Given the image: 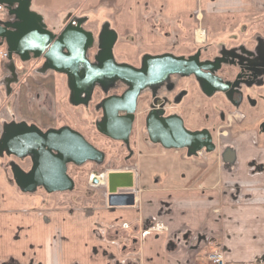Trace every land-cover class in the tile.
Instances as JSON below:
<instances>
[{"label": "crops", "instance_id": "crops-1", "mask_svg": "<svg viewBox=\"0 0 264 264\" xmlns=\"http://www.w3.org/2000/svg\"><path fill=\"white\" fill-rule=\"evenodd\" d=\"M54 1L28 0L32 23L40 32L58 37L70 26L67 43L78 51L85 32L91 42L87 49L99 54L109 47L114 62L118 48L129 53L140 49L141 63L147 56H175L170 50L180 46L185 33L192 34L193 44L202 43L196 41L195 33L207 16L264 10V0ZM4 14L8 17L2 11L0 19L5 22ZM76 26L81 31H75ZM32 29L13 30L15 55L0 58V146L8 127L18 124L41 132L69 127L81 134L79 127L57 124L56 77L68 87L66 98L73 108L89 105L80 101L82 94L74 95L66 72L52 69L50 60L37 54L44 37L39 34L41 40H33ZM1 41V49L6 51V38ZM12 62L17 64L15 71ZM260 79L264 73L255 79L254 94ZM109 86L103 90L105 94L97 90L93 101L106 95ZM253 97L251 105L258 110L263 101ZM263 122L259 128L238 132V139L219 144L204 156V162L216 165L213 178L209 163L203 164L202 176H198L196 164L188 156L160 159L156 167L161 176L154 184L141 180L136 168L123 169L133 172V187L119 191L134 194V204L125 206H108L107 193L99 205L55 207L42 193H48L42 186L24 192L15 182L13 169L17 166L29 172L30 156L3 150L0 264H208L207 255L212 251L231 264L264 260ZM163 161L171 164L168 170ZM189 163L192 168L184 169ZM57 192L65 191L52 193Z\"/></svg>", "mask_w": 264, "mask_h": 264}, {"label": "rangeland", "instance_id": "rangeland-1", "mask_svg": "<svg viewBox=\"0 0 264 264\" xmlns=\"http://www.w3.org/2000/svg\"><path fill=\"white\" fill-rule=\"evenodd\" d=\"M65 1L55 0L54 2L59 4ZM262 11L260 13L237 12L209 15L202 20V25L197 26L202 30L196 28L195 33L197 42L203 34H205V41L203 40L201 44H193L192 34L185 33L180 46L170 50L177 57L197 56L198 62H215L222 59L223 61L213 70V74L223 82L229 83L231 89L239 91L240 88L243 94L242 103L239 106L234 105L225 91L219 87L213 88L194 74L170 75L149 93H141L138 98L135 121L130 134L131 142L128 144L129 148L134 150L135 155L128 163L123 162L125 156L128 155L127 145L96 129V123L102 117L101 110L95 109L93 104L73 108L66 98L68 87H64L61 78L56 77L53 88L56 93V113L54 114L57 116V124L67 123L79 127L84 139L103 153V160L100 163L86 161L80 166L69 164L66 173L74 182L73 189L51 194L41 191L46 199H49L55 207L66 209L99 205L102 201L104 202L107 194V174L109 172L124 171L123 169L133 167L136 171H140L141 180L146 178L154 184L160 180L161 176L156 166H159L160 159L165 156L191 157L196 164L195 172L198 176H202L203 164L209 163L210 169L212 168L210 178H213L212 172L216 165L214 161L204 162V156H208L207 154L217 149L219 144H227L238 139V132L252 130L254 126L259 128V122L264 121V79L259 80L256 94L253 91L256 88L255 82L254 86L252 83L248 89L238 87V76L241 73L243 74L241 76L246 79L249 77V72L257 71L261 75L264 72V10ZM3 17L7 16L4 14ZM124 51L120 48L115 50V62L119 65L138 67L141 63L139 57L143 55L139 54L141 50L134 48L130 53L127 50V52ZM253 60L261 63L254 65L253 71L248 66L242 65L246 61ZM11 64L14 70L18 68L15 62ZM118 86L119 83L113 84L109 93H118L120 91ZM96 90L95 88L94 92ZM244 92L249 93L251 97ZM253 95L259 96L263 101L262 104L257 105L258 110H255V106L250 103V98L255 100ZM157 106L164 107L166 114L181 117L184 127L189 131L207 130L214 148L211 151L200 149L190 156L191 150L186 148H170L168 152L169 149L153 144L147 136L145 116L150 107ZM238 110L246 118H241ZM174 150L178 153L176 154ZM163 162H165L163 168L168 170L171 164L169 166V161ZM191 168L190 163L188 167L184 166L186 170ZM94 177L98 179V183L92 182Z\"/></svg>", "mask_w": 264, "mask_h": 264}, {"label": "water", "instance_id": "water-1", "mask_svg": "<svg viewBox=\"0 0 264 264\" xmlns=\"http://www.w3.org/2000/svg\"><path fill=\"white\" fill-rule=\"evenodd\" d=\"M0 1L6 5L5 12L15 17L14 22H6L4 26H0V38H6L11 51H16L12 46L13 43L15 44L16 32L12 30H24L25 27L27 29L34 28L29 33L31 38L35 41L41 40L38 36L43 33L40 32L41 28L37 24L32 23L34 15L29 11L28 0L18 9L12 8L13 3L9 0ZM69 28L70 26L58 37L51 34L43 35L42 48L37 54H44L50 60L52 69L67 73L70 78V89L74 95L79 96L82 94L81 91H84L86 95L84 103L89 100L91 87L96 82L101 83L106 77L112 83L115 80H121L129 86L121 96L109 97L102 103L103 118L96 123V129L112 139L126 141L134 120L135 105L140 91L147 85L163 82L169 74H194L213 88L219 87L225 91L234 105L240 104L242 98L240 91L230 90L229 83L223 82L211 72H205L218 67V62L209 67L210 63H199L197 56L188 58L171 55L147 56L142 62V67L135 68L116 64L112 59L110 48L106 47L100 55V63L97 66H91L84 59L85 49L91 44L90 37L83 32L86 38L82 40L83 45H81L80 51L73 49L74 47H71L69 43H63L71 32L67 30ZM74 30L81 31L77 26ZM63 48L67 49V53L63 52ZM70 57L73 58V61L68 59ZM80 84H82V90H80ZM119 111L124 112V115L120 116ZM158 113L163 112L162 110L159 112L153 110L147 120V132L152 142L159 141L166 149L186 148L194 152L202 148H206L207 151L213 149L211 136L207 130L188 131L180 117L157 118ZM3 150L7 154L21 153L20 157L30 156L32 166L29 172L25 173L17 166L13 169L15 182L24 192H31L37 186H42L48 193L57 190H71L74 184L66 173L68 163L81 165L86 161L100 163L103 160V153L100 150L69 127L41 132L37 128L28 127L25 124L9 126L1 141L0 153ZM92 180L93 183H98L97 178ZM132 187V171L109 172L107 174L108 206L134 204L132 192H119Z\"/></svg>", "mask_w": 264, "mask_h": 264}, {"label": "flooded vegetation", "instance_id": "flooded-vegetation-1", "mask_svg": "<svg viewBox=\"0 0 264 264\" xmlns=\"http://www.w3.org/2000/svg\"><path fill=\"white\" fill-rule=\"evenodd\" d=\"M9 1H11V3H13V7L12 8H15V9H18L20 6H22V5H25L26 3H27V1L26 0H9ZM6 6V5H5ZM1 12V11H0ZM3 12H5V9L3 10ZM15 21V17H14V15H8V17H7V21H3V20H1L0 19V26H4L5 25V23L6 22H14ZM11 29V28H10ZM202 30V29H201ZM13 31V30H12ZM199 37V36H198ZM204 38H205V34H203V36L201 37V38H199L200 40L198 41V42H202L203 40H204ZM1 39L2 38H0V58L1 59H8V58H11L12 56H14L15 55V52L16 51H11V48L8 46L7 47V49H6V51H4V50H2L1 49V47L3 46V42L1 41ZM69 40L68 39H65L64 40V44H65V42H68ZM197 41V40H196ZM81 45H83V44H79L78 45V48H79V51H80V46ZM88 48V47H87ZM85 49V55H84V59L85 60H87L88 61V63L91 65V66H97L100 62H99V60H100V55H101V53H97V50L95 51V52H90L88 49ZM91 50V49H90ZM89 51V52H88ZM16 56H17V54H16ZM68 59H70L71 61H73V58H68ZM77 59H78V57H77ZM239 59V58H238ZM223 60L221 59V60H218V61H215V62H218V65L222 62ZM215 62H204V63H210V65H209V67L212 65V64H214ZM241 62V61H240ZM199 63H201V62H199ZM261 63H257V61H246L245 63H243L242 65H245V66H248L250 69H251V71H253V66L254 65H260ZM12 67V69H14V66L12 65L11 66ZM142 67V63H140V65H139V67L138 68H141ZM215 67V66H214ZM215 68H217V67H215ZM214 70V69H213ZM205 71V72H211L212 74H213V72L214 71ZM264 70V69H263ZM15 71V70H14ZM262 73H264V72H262ZM170 75H173V74H169L168 75V77L170 76ZM214 75V74H213ZM241 75H243L242 73H241ZM238 76V87H240V86H242V88L243 89H248V87H250L251 86V84L253 83V85L252 86H254V82H255V79H256V77L257 76H261V73L259 72H249V77L248 78H246V79H244V77L243 76ZM82 76V75H81ZM167 77V78H168ZM104 78V77H103ZM107 78V77H106ZM106 78H104V80L101 82V83H95L92 87H91V93H90V96H89V100L87 101V103H89V105L90 104H93L92 106L95 108V109H100L101 110V113H102V117H101V119L99 120V121H101L102 120V118H103V108H102V103H103V101L105 100V99H107V98H109V97H112V96H121L125 91H127L128 90V88H129V86L126 84V83H124L123 81H121V80H115V82H110L109 80H107ZM116 83H119V86H118V88L120 89V91L118 92V93H109V90H110V87L113 85V84H116ZM68 84L70 85V78H68ZM158 84H160V83H158ZM158 84H155V85H147V86H145L141 91H140V93H139V95H138V97H137V101H136V105H135V111H134V120H133V123H134V121H135V112H136V107H137V102H138V98H139V96H140V94L141 93H149L154 87H156ZM110 85V86H109ZM108 86H109V89L107 90V94L106 95H104V96H102V98L99 100V101H97V102H95V101H93L94 100V98L92 97L93 96V94H95L96 92H97V90H98V92H102L103 94H105V91H103V90H106V88H108ZM79 87H80V90H82V84H80L79 85ZM97 89L95 92H94V89ZM99 88V89H98ZM230 90H236V89H231L230 88ZM241 89L239 88V91H240ZM241 92V91H240ZM81 93H82V96L83 97H81V99H80V101H83L84 100V98H85V93H84V91L82 90L81 91ZM247 94L249 97H251L250 96V94L249 93H247V92H244V94ZM241 95H242V98H241V101H240V104L242 103V100H243V94H242V92H241ZM251 100H252V98H250V103H251ZM239 106V105H238ZM164 109V107H160V106H157V107H150L149 109H148V111H147V114H146V116H145V128H146V131H147V120H148V117H149V115H150V113L153 111V110H155L156 112H159V110H162V112L163 113H158V115H156V117L157 118H167V117H170V116H178V115H175V114H166L165 113V111L163 110ZM238 113H240L239 111H238ZM241 114V118H246V116L245 115H242V113H240ZM119 115L120 116H122V115H124V112H122V111H119ZM228 116V115H227ZM179 117V116H178ZM181 118V117H180ZM181 120H182V122H183V119L181 118ZM133 123H132V125H133ZM184 125V124H183ZM262 125L264 126V122L262 123ZM187 130V129H186ZM203 130H205V129H203ZM131 131H132V126H131V130H130V132H129V134H128V136H127V139H126V141H122V140H120L121 141V143H124V144H126L127 146V149L129 148V146H128V144L131 142L130 141V134H131ZM189 131V130H188ZM195 131H202V130H195ZM195 131H192V132H195ZM119 132H120V130H119ZM121 135V134H120ZM147 136H148V132H147ZM148 138H149V136H148ZM150 140V139H149ZM202 140H204V139H202ZM151 141V140H150ZM152 142V141H151ZM123 144V145H124ZM153 144H157V145H159V146H161V147H163L162 146V144L158 141V142H153ZM213 144V143H212ZM213 148H214V146H213ZM175 149H177V148H175ZM182 149V148H181ZM202 149H206V148H202ZM190 156H192L193 154H194V151H191L190 153ZM135 154H134V150H132V148L130 147L129 149H128V155L127 156H125V158H124V160H123V162L124 163H128L129 161H131V159L133 158V156H134ZM91 162H94V163H99V162H95V161H91ZM131 163V162H130ZM70 164V163H69ZM73 164V163H72ZM133 169V168H132ZM95 178V177H94ZM93 181V180H92ZM43 188V187H42ZM44 189V188H43ZM45 190V189H44ZM72 190V189H71ZM124 190H129V189H124ZM46 191V190H45ZM66 191H68V190H66Z\"/></svg>", "mask_w": 264, "mask_h": 264}, {"label": "built area", "instance_id": "built-area-1", "mask_svg": "<svg viewBox=\"0 0 264 264\" xmlns=\"http://www.w3.org/2000/svg\"><path fill=\"white\" fill-rule=\"evenodd\" d=\"M5 9V4L4 2L0 1V11L2 12ZM157 224L155 225V228ZM207 262L208 264H231V263H227L224 260V257L221 253L216 252V251H212L210 253H208L207 255ZM235 264H264V260H258V261H254V262H244V263H235Z\"/></svg>", "mask_w": 264, "mask_h": 264}]
</instances>
